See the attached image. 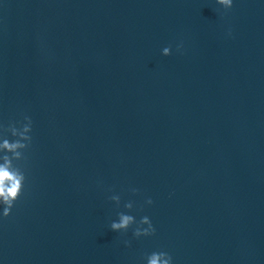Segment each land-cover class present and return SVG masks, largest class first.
Instances as JSON below:
<instances>
[{
  "label": "water",
  "instance_id": "water-1",
  "mask_svg": "<svg viewBox=\"0 0 264 264\" xmlns=\"http://www.w3.org/2000/svg\"><path fill=\"white\" fill-rule=\"evenodd\" d=\"M24 114L0 264H264V0H0V137Z\"/></svg>",
  "mask_w": 264,
  "mask_h": 264
},
{
  "label": "clouds",
  "instance_id": "clouds-1",
  "mask_svg": "<svg viewBox=\"0 0 264 264\" xmlns=\"http://www.w3.org/2000/svg\"><path fill=\"white\" fill-rule=\"evenodd\" d=\"M215 3L223 9H230L233 0H215ZM181 45L177 44V48ZM162 55H169L171 48L167 45L160 49ZM11 138L9 136L0 137V217L9 215L15 201L20 196L26 180L25 171L20 164H14V161H21L24 158L25 150L29 147L32 140V118L24 114L22 119L12 121ZM129 191L135 193L138 191L135 187H130ZM117 208L121 205V196L113 192L108 196ZM145 205L152 204V198L144 199ZM122 208L127 210H117L115 218L110 219L108 227L118 233L127 232L131 228L132 235L135 237L150 236L155 232V227L148 215H140L139 218L134 214V202L126 200ZM128 244V241H124ZM143 264H173L172 255L163 249L152 250L143 254Z\"/></svg>",
  "mask_w": 264,
  "mask_h": 264
}]
</instances>
